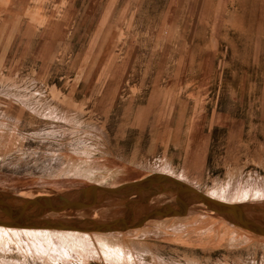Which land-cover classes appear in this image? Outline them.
Returning a JSON list of instances; mask_svg holds the SVG:
<instances>
[{
	"label": "rangeland",
	"instance_id": "rangeland-1",
	"mask_svg": "<svg viewBox=\"0 0 264 264\" xmlns=\"http://www.w3.org/2000/svg\"><path fill=\"white\" fill-rule=\"evenodd\" d=\"M0 66L1 191L74 195L159 172L209 195L264 189V0H0ZM185 159L201 169L184 173ZM260 197L246 202L264 208ZM108 202L86 220L123 216ZM78 209L47 216L85 221ZM89 225L0 232V264H126L123 251L132 264H264V235L202 204L137 228Z\"/></svg>",
	"mask_w": 264,
	"mask_h": 264
},
{
	"label": "water",
	"instance_id": "water-1",
	"mask_svg": "<svg viewBox=\"0 0 264 264\" xmlns=\"http://www.w3.org/2000/svg\"><path fill=\"white\" fill-rule=\"evenodd\" d=\"M173 192L175 204L153 206L146 211L148 199L164 192ZM109 200L107 205L121 204L124 214L116 219L93 222L88 226L93 231L126 230L141 227L154 216H183L192 205L202 204L235 226L264 235V208L255 204L227 202L210 196L196 186L168 173H155L140 180L118 186L91 185L78 190L74 195L18 197L0 190V224L15 227L53 226L70 224L78 227L81 221L50 219L47 214L63 213L72 209L96 208ZM142 211L134 216L132 207ZM78 209V210H79ZM86 221V220H85Z\"/></svg>",
	"mask_w": 264,
	"mask_h": 264
},
{
	"label": "bare ground",
	"instance_id": "bare-ground-1",
	"mask_svg": "<svg viewBox=\"0 0 264 264\" xmlns=\"http://www.w3.org/2000/svg\"><path fill=\"white\" fill-rule=\"evenodd\" d=\"M233 186H234L233 185V182H230L228 185H224V186L219 187V189L217 190L216 194L215 195L214 194H210V196H213L214 198H217V199L219 198V199H221L223 201H227V200H225V198H229L231 200L233 199V201H229L228 200L227 202L244 203V204L245 203H249V204H252L254 201L246 202V199H249V197H254L255 199H257L261 195H264V189L263 190L253 191L252 188H250L248 186H245L243 184H240L239 186H236V187H233ZM215 189H217V188H215ZM20 194L21 195H24V196H28V197H32V196H42L40 194H36V195L35 194H31L30 195V194H27V193H25L23 191ZM255 201H257V200H255ZM175 203H176V197H175L174 193L171 192V191L170 192L160 193V194H155V195L151 196L148 199V204L149 205H152V206H164V205L175 204ZM106 206H109V205H106ZM192 206H194V205H192ZM132 209L134 211V216L140 215V213L142 211L141 210L142 209L141 207H138V206L135 207V205L132 207ZM97 210H98V208L97 209H88V208L79 209V210H77V212H78V215L77 216H79V218L80 217L81 218H85V220H86V218H95V217H98L99 215L102 214L101 212L100 213H96ZM211 212H213V211L211 210ZM70 214L72 215V212ZM105 216H107V215H105ZM113 218H115V217L113 216ZM85 223H86V225H89V223L91 224L92 222L89 221V219H88L86 221H83L81 223V225L82 226H85ZM45 228H49V229H62V230H72L75 227H71L70 224H68V225H62V226H59V227H53V226H33V227H15V226H13L12 227V226H6V225H2L1 226V224H0V232L1 233L6 232L7 235H9L11 232L20 233L21 231H24L26 234H28V235H35L36 237H37L38 234H48V236H49L50 235V232H45L44 231V230H46ZM85 228H87V227H85ZM83 238H85V236L82 237V239ZM89 238H90V236H89ZM17 240L18 241H16V242L20 246L21 245L20 238H18ZM33 243H32L33 244V247H30L32 251H36L39 254H43L44 256L49 257V259L52 257L51 252L46 251V249H45V247L43 245L40 244L39 246H36V244H35L34 241H33ZM48 243L50 244V246L52 245V243H51L50 240H48ZM8 246H9V240L6 241L5 239H3V238L1 239L0 238V251L1 252H4L6 250V247H8ZM114 247H115V245H114ZM120 247H121V245H120ZM117 248H119V247H117ZM52 249H55V247H53ZM116 249H111V247H109V251H105V252L108 255L114 256V258L116 260H119L118 263H123V261H120L121 257H120V254L118 252L120 249H118V250H116ZM121 249H123V248H121ZM24 251L26 252L25 255H28L27 250L25 248L22 249V252L23 253H24ZM122 254H123L122 257H124L126 259V264H132L131 260L129 261V257L130 256L128 257L126 255V253H124V251H123ZM0 255H3V254L0 253Z\"/></svg>",
	"mask_w": 264,
	"mask_h": 264
},
{
	"label": "crops",
	"instance_id": "crops-1",
	"mask_svg": "<svg viewBox=\"0 0 264 264\" xmlns=\"http://www.w3.org/2000/svg\"><path fill=\"white\" fill-rule=\"evenodd\" d=\"M0 68H1V66H0ZM178 132L180 133L179 130H178ZM181 148L182 149H186L187 151L189 149V148H185L184 144L181 146ZM183 151L185 153V150H183ZM189 151H192V152H189ZM189 151H188L189 155H191V156H195L196 155L193 152V149L192 150L190 149ZM188 152H186V153H188ZM186 153H185V155H186ZM181 166L183 167V172L189 174L190 172H193V171H196V170H200L201 167H202V164L201 163L191 164L188 160L185 159V161H183ZM169 167H172V165L170 164Z\"/></svg>",
	"mask_w": 264,
	"mask_h": 264
}]
</instances>
